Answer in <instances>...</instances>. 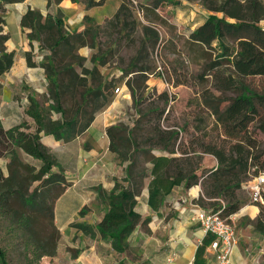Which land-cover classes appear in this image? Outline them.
Wrapping results in <instances>:
<instances>
[{"label": "trees", "instance_id": "obj_1", "mask_svg": "<svg viewBox=\"0 0 264 264\" xmlns=\"http://www.w3.org/2000/svg\"><path fill=\"white\" fill-rule=\"evenodd\" d=\"M22 0H0V76L6 73L14 61V52L7 51L5 42L8 34L4 33V6ZM61 0H47V5L57 4ZM76 1V0H72ZM197 1L209 13L204 21L189 32L187 46L193 62L199 63L196 74H182L183 61L178 58L172 70L162 67V72L156 70L151 77L163 79L172 87L193 83L204 86L199 94L200 104L213 117L214 129L223 137L219 144H199L200 152L215 159L216 164L210 168H199L196 150L179 148L176 143L178 133L168 126L162 127L165 120L164 109L155 106L149 112L142 114L137 107L148 97L146 81L150 77V50L158 41V33L150 24L159 16L156 12L161 4L176 6L180 0H153L150 5L139 4L137 10L142 13L148 24L141 25L143 39L137 58L123 71L124 75L132 74L124 82L130 92L132 108L136 119L128 117L129 122L119 121L106 129L109 139L108 148L116 155V159L128 162L126 176L120 180L114 179L113 187L100 193V200L106 207L103 216L96 224L72 222L71 227L89 237L98 236L109 243L116 253H123L128 248L127 240L136 226H143L148 218H142L135 212L136 197L143 186L142 180L151 177L148 183L147 202L151 207L162 203L164 195L170 193L176 185L184 188L200 185L201 193L194 203L203 210H222L224 216L236 213L246 202L240 197L239 191L246 180L264 172V141L257 139L258 133L264 134V119L259 118L258 105L264 104V94H259L244 83L250 76H264V0H187ZM105 0H86V8L99 7ZM133 6L129 0H120L112 16L105 20L104 28L109 36L124 32L125 38H130L139 23L133 17ZM87 23L80 31L66 29L61 15L46 13L42 15L37 10L27 9L20 17L19 26L24 32L31 49L25 53L28 66L33 67L32 42H36L38 51L46 52L36 65L43 69L47 93L50 99L47 109L43 108L37 99L29 94L25 115L34 123L31 130L25 120L10 128L4 129L0 123V157L6 151L3 145L19 148L32 159L40 162L35 175L29 179V184L37 181L39 187L56 185L60 187L58 195L64 190L66 183L62 169L57 165L56 156L41 143V137L50 135L55 140L68 142L83 132L93 120L97 110L108 104L112 97V82H105L97 67L104 64L105 58H92L95 65L84 66L85 57L78 53L82 47L94 48L96 31L99 25L85 15ZM150 23V24H149ZM142 58V60H141ZM140 62V64H139ZM77 95L79 108L91 105L88 116L72 115L68 117L61 107L65 95ZM167 101V92L157 95ZM59 113L60 118L54 119L51 113ZM141 122L152 123L154 137L145 136V145L137 140L143 138L139 134ZM201 122V120H200ZM129 123L131 125H129ZM201 125L197 131L203 130ZM146 146V148H145ZM160 147L169 154L178 151L180 157L154 156L152 150ZM176 149V150H175ZM192 156L189 157V153ZM145 156L144 160L135 162V156ZM16 159L15 153H10V160ZM149 161L151 167L145 168L143 163ZM55 169V170H52ZM11 171V167H10ZM26 180L11 172L4 176L0 169V212L19 210L18 207H29L43 212L48 210L52 215L53 204L46 206L45 197L35 199L37 187L31 193H26ZM28 185V180H27ZM55 198H57V196ZM205 201L208 206H204ZM19 204V205H18ZM258 207V215L252 221L253 229L264 233V203H252ZM16 205L17 208H11ZM80 215H84L80 210ZM18 232L29 230L30 219L26 216L14 215ZM210 238H205L198 246L193 264H201L204 249ZM37 256L53 255L55 240L52 237L35 239ZM0 264H9L6 252L0 248ZM117 264H123L118 261Z\"/></svg>", "mask_w": 264, "mask_h": 264}, {"label": "rangeland", "instance_id": "obj_2", "mask_svg": "<svg viewBox=\"0 0 264 264\" xmlns=\"http://www.w3.org/2000/svg\"><path fill=\"white\" fill-rule=\"evenodd\" d=\"M129 1L133 6V17L136 22L139 23V26L130 38H125L123 36L125 31L114 33L112 36H109L107 31L103 29L105 20L112 16L116 6L120 3V0H108L103 7H95L94 9L89 8L91 9V19H93V23L100 26L95 35L96 46L94 48L85 46L78 50V52H81L82 56L84 55L85 57V67L91 68L95 65L92 58H105L104 64H96L102 74V78L105 82H112L113 86L117 85L119 87L125 86V80L132 76V74L124 75L123 71L128 65L135 61V58H137L143 39L141 25L148 24L146 20H144L142 13L137 10V6L139 4L150 5L153 0ZM84 2H86V0H80V3L82 5L84 4L86 8ZM89 9H86L85 12H88ZM156 12L159 18L154 20L151 24L149 23L158 33V41L154 48L150 50L148 62L151 67L149 71L150 77L157 66L166 67L169 71L172 70L177 58L183 61V68L181 69L182 74H196L200 68L199 63L192 61L186 40L189 32L199 26L209 13L197 1L190 2L187 0H180L179 4L176 6L161 4ZM81 22L83 23V28L87 26V23L83 19ZM260 26L264 27V21L260 22ZM9 27L11 34L14 35L13 27L11 25ZM39 56L40 52L38 49L34 51L32 48V59L34 62L36 57ZM43 56L44 54L38 58V63ZM37 72L39 71L37 70ZM37 72L33 74L37 76ZM45 82L46 81L41 80L36 81V83L33 84L35 90L31 89L32 87L29 88L23 85L22 82L8 85L4 81L6 84L5 87L0 85V115H2L1 121L4 127L16 125L22 120H25L30 129L34 130L35 126L33 121L25 115L24 109H22L21 106L26 108L28 104L27 96L31 94L43 108L47 109L48 104L51 102ZM189 82L190 84L188 85H179L169 88L165 86L161 92H167V101L157 97L160 93L149 91L150 97L144 100L137 107V110L142 114L150 111V117L154 115L152 110L155 109V106L159 109H164V111L166 110V118L162 122V127H175L176 129L174 130L178 133L176 143L179 145V148L182 149L185 147L187 149L196 150L197 154L193 156L194 160H202L207 163L210 157L200 152L199 144L211 142L219 144L220 141L223 140V137L219 136L214 129L213 117L200 104L198 94L207 83L203 86L193 83L192 79L189 80ZM244 83L255 92L264 94V76L246 77ZM108 92L114 94L111 89H109ZM11 97H16L18 103L14 104L10 102L11 99H13ZM78 100L79 98L76 94L65 95V97L62 98L61 107L65 110L68 117L75 115V117L78 116L79 120H81L83 115L87 117L88 114L91 113L92 107L91 105H87L79 108L80 102H78ZM132 107L133 106L125 110L127 119L129 116L134 119L137 118L136 112H134ZM103 108L104 107L97 110L96 113L102 111ZM51 114L54 119L61 117L59 113L53 112ZM258 115L259 118L264 119V104L258 105ZM122 121L125 122L123 119ZM152 124L153 122L148 124L141 122L139 134L143 136V138L137 140L138 143L145 145V136L154 137L151 130ZM129 125L131 124L129 123ZM197 125L203 126L204 129L197 131ZM256 137L264 141V134L258 133ZM3 146L6 149L0 157V169L3 175L8 176L13 172L15 175L25 178L26 193H31L32 190L37 187L35 199L39 200L41 196H44L46 206L51 204L54 206L55 197L58 195L60 187L56 185H43L39 187V182L37 181L29 184V179L37 173L40 162L32 159L19 148L11 145ZM11 152L15 153L16 156V159L13 160L14 163L10 160ZM144 157L145 156L136 155L135 159L142 161ZM251 177H249L245 183L249 182L252 179ZM238 193L246 202L239 210H242L246 205H254L250 201V191L245 184ZM207 204L208 202L205 201L204 206H208ZM11 208L16 209L17 206L12 205ZM18 208L19 210H7L5 213L0 212V248L6 252V258L9 264H99V262H102L101 264H117L121 256L129 254L128 250H125L123 253H116L111 247H108V242L100 239L98 236L89 237L83 233L78 235V231L73 232L69 229H60L56 224L55 210H51L52 215H49L48 210L40 212L26 206ZM101 211L102 210H83L85 216L92 224H94L96 221L95 219L100 216ZM15 214L22 217L27 216L30 219L29 230L25 232L23 231L24 229H21L22 232L17 233V225L21 228L22 223L20 221L19 224L14 222L12 217ZM47 236L55 240V252L53 255L38 257L33 242L35 239H42Z\"/></svg>", "mask_w": 264, "mask_h": 264}, {"label": "crops", "instance_id": "obj_3", "mask_svg": "<svg viewBox=\"0 0 264 264\" xmlns=\"http://www.w3.org/2000/svg\"><path fill=\"white\" fill-rule=\"evenodd\" d=\"M107 1L105 0L99 7H103ZM4 8V33L9 36L5 47L7 51L14 52V61L11 68L0 76V85L5 87L6 84L22 82L23 85L35 90L33 84L36 81H45L43 69L36 64L38 58L45 55L46 52H41L42 55L36 57L35 62L32 59L35 66L27 65L25 53L30 51L31 46L19 26L22 14L27 9L37 10L42 15L46 13L59 14L67 30L80 31L83 28L81 22L83 17L85 15L91 17V9L95 7L85 8L80 0H61L57 4L51 3L49 6L47 0H22L6 4ZM86 9L89 11L85 12ZM10 25L14 29V35L11 34ZM31 44L34 51L38 49L36 42ZM78 53L82 55L81 52ZM34 72L38 73L37 76L33 74ZM146 85L147 92L156 93H161L165 87L164 82L154 77H149ZM120 89L121 92L112 94L102 111L94 114L89 126L72 140L62 142L55 140L50 135L41 137V143L55 154L57 165L62 169L66 182L64 190L57 196L53 207L56 224L62 230L76 231L75 228L70 227L74 221L92 224L85 214L80 215V210H102L94 224L99 222L106 210L100 200V193L108 192L113 187L114 179L120 180L126 176V166L129 161L120 163L116 159V155L108 148L109 139L106 135V129L109 126L127 118L125 110L132 106L129 90L125 86H121ZM10 102L18 103L16 97ZM21 108L25 112V108L22 106ZM165 115L166 112L163 114L164 118H166ZM1 119L2 115H0V123L4 127ZM10 127L9 125L4 128ZM152 154L167 157L187 156V154L181 155L178 151L169 154L160 147L153 149ZM188 156L191 157L192 152ZM205 156L210 157V163L198 160L199 168L214 167L215 159L208 154ZM135 162H139V160H135ZM143 165L147 169L151 167L149 161ZM150 178L145 177L142 180L143 186L140 194L136 197L134 207L135 212L142 218H148V221L143 226H136L127 240L126 251L128 250L129 254L121 256L118 261L123 264H166V258L173 255L172 264H193L198 246L205 238H210L204 236L199 223L193 220V211L196 209L194 201L201 193L200 185H194L187 189L183 184L176 185L170 193L164 195L162 203L154 208L147 202ZM258 212L257 206L246 205L242 210L234 213L236 244L232 250L229 264H264V233L256 232L252 225ZM77 233L78 235L82 234L80 231ZM108 247H110L109 244ZM212 262L213 254L205 252L204 249L201 264H212ZM101 263L99 262V264Z\"/></svg>", "mask_w": 264, "mask_h": 264}, {"label": "built area", "instance_id": "obj_4", "mask_svg": "<svg viewBox=\"0 0 264 264\" xmlns=\"http://www.w3.org/2000/svg\"><path fill=\"white\" fill-rule=\"evenodd\" d=\"M156 71L161 73L162 67L157 66ZM161 80L166 87H172L163 79ZM120 92L119 86L113 89L114 94H119ZM123 120L129 122L126 118ZM245 185L250 191L251 203H264V172L253 177ZM195 207L193 220L199 223L204 236L210 237L205 252L213 254L212 264H229L232 250L236 244V232L233 225L234 214L224 216L222 210H203L197 205ZM172 261L173 255H169L166 258V264H172Z\"/></svg>", "mask_w": 264, "mask_h": 264}]
</instances>
